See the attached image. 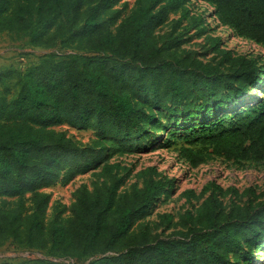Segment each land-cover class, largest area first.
I'll use <instances>...</instances> for the list:
<instances>
[{"label":"trees","instance_id":"16d2710c","mask_svg":"<svg viewBox=\"0 0 264 264\" xmlns=\"http://www.w3.org/2000/svg\"><path fill=\"white\" fill-rule=\"evenodd\" d=\"M200 1L214 7L222 26L264 47V0ZM117 4L0 0V34L71 51L48 54L23 72L0 69V198H15L0 205V246L11 239L79 264H254L264 247V188L209 181L198 194L185 189L187 201L208 194L195 213L179 215L175 237L156 239L140 220L173 180L148 166L140 187L120 192L121 165L104 162V181L78 189L67 217L47 214L43 188L101 164L103 141L116 149L167 129L159 115L192 131L213 155L264 163V63L222 47L219 36L209 38L214 55L206 62L180 50L183 33L172 30L160 45L155 30L169 11L185 18V0H137L126 16ZM253 89L259 94L246 100ZM61 124L93 129L96 139L81 146L54 129ZM186 156L193 165L205 160L198 151ZM224 195L246 198L226 209Z\"/></svg>","mask_w":264,"mask_h":264},{"label":"rangeland","instance_id":"374dc122","mask_svg":"<svg viewBox=\"0 0 264 264\" xmlns=\"http://www.w3.org/2000/svg\"><path fill=\"white\" fill-rule=\"evenodd\" d=\"M136 6L137 0H118L117 4L122 16L128 15ZM185 6L189 9L185 18H181L179 12L169 11L165 22L155 30L160 45L166 41V34L172 30L175 34L183 33L185 42L180 50H192L197 58L206 62L210 61L214 55L209 45V38L219 36L222 40V47L231 49L236 54L253 57L259 64L264 63V47L239 37L227 26H222L211 4L200 0H185ZM196 17H201L202 21L194 24ZM70 52L58 46L54 48L32 46L26 38L15 34L7 32L0 34V69L12 67L23 72L25 68L38 63L48 54L61 56ZM257 94L259 90L253 89L245 99L253 98ZM139 106H143L140 101ZM158 119H160L161 126H167V129H150L146 137H138V140L133 141L129 146L116 145V149L110 148V142L103 141L106 152L101 164L83 174L76 175L69 182L59 179L43 188V191L50 196L47 214L53 216L55 212L60 211L61 217H67L78 189L82 187L91 189L104 181V178L99 175L100 167L104 162H118L121 165L120 174L123 184L120 192L128 191L133 186L140 187L142 185L140 173L148 166H154L164 177L173 180L170 190L157 197L150 205L148 215L140 220V224L146 227L156 239L175 237L174 232L179 229V215L186 210L195 213L202 199L208 194L187 201L182 195L185 189H194L198 194L203 185L209 181H214L223 188L234 186L242 190L252 186L257 192L264 188V163L250 160L236 163L213 155L209 149L194 142L191 136L192 131L187 132L180 127L173 128L174 121L169 120L166 115H159ZM179 123L182 124V120ZM54 129L65 132L81 146L92 144L97 133L90 128L80 129L67 124L55 126ZM188 150L202 153L205 160L198 165L191 164L186 156ZM24 197L27 198L28 194ZM245 198V196L230 197L229 195L220 197L226 209L231 203L242 204ZM14 202L15 198H0V205H12ZM262 260H264V247L255 253L254 264H260ZM52 263L79 264L73 258L54 256L46 250L18 246L11 239L0 246V264Z\"/></svg>","mask_w":264,"mask_h":264}]
</instances>
